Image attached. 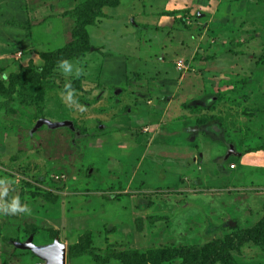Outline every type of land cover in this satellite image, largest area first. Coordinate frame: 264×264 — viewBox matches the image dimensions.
<instances>
[{"label":"rangeland","instance_id":"1","mask_svg":"<svg viewBox=\"0 0 264 264\" xmlns=\"http://www.w3.org/2000/svg\"><path fill=\"white\" fill-rule=\"evenodd\" d=\"M106 1L105 17L85 25L83 41L70 14L102 0H0L6 88L14 74L60 59L59 49L86 48L84 59L55 62L44 86H32L30 106L18 87L11 107L0 108V264L42 260L7 239L29 236L37 246L58 239L67 256L72 245L102 257L148 251L154 264L152 250L243 235L264 217V154L250 153L247 168L239 165L244 153L230 156L223 165L237 169L223 176L212 168L232 142L246 152L264 146V0ZM77 78L82 89L66 88ZM211 99L214 108L203 107ZM206 118L227 146L188 139ZM41 119L62 125L38 128ZM200 152L199 163L187 164ZM14 200L29 211L6 210ZM232 254L238 264H264L260 246Z\"/></svg>","mask_w":264,"mask_h":264},{"label":"trees","instance_id":"2","mask_svg":"<svg viewBox=\"0 0 264 264\" xmlns=\"http://www.w3.org/2000/svg\"><path fill=\"white\" fill-rule=\"evenodd\" d=\"M111 4H108L106 0H102L101 4L91 5V4H80L78 10L73 11L70 16L75 18V37L80 38L83 41L82 34L85 33L84 27L85 25H94L98 18H104L105 13L103 11L104 7H108ZM90 11V13H89ZM167 15H174L175 12H166ZM85 15V17L83 16ZM183 17V16H182ZM183 19V18H182ZM80 45V44H79ZM85 44H81V48L79 50L70 48H63L58 50V55H60V59H56L55 61L47 59L46 65L41 69V72L37 70H33L31 68H26L16 74H14L10 80L9 87L4 86V84L0 83V93L5 99L3 102H0V108L9 109L11 107V101L15 90L20 88V91L23 92V100L26 106H30L33 98V88L43 87L46 81V77L52 72L53 67L55 66V62H63L66 63L67 60L70 59H83L85 56ZM47 87L53 89L55 86L53 82L51 84L46 83ZM66 88H69L73 91H78L81 89V81L79 78L73 80L72 82L66 83ZM6 89V90H5ZM43 90V88H42ZM43 92V91H42ZM41 93V92H40ZM43 94H40L39 97H42ZM210 104L208 106L210 109L214 108L216 104V100H210ZM193 107L199 108L198 105H194ZM208 118L203 119L201 122H207ZM200 122V123H201ZM221 123V122H220ZM256 149V150H255ZM264 151V146H256V148H248L249 151ZM143 172V170H142ZM147 178L150 177V174L146 175ZM124 178H126L124 176ZM141 178L142 175H141ZM138 178L137 183L139 184V188H144L146 179ZM127 179V178H126ZM150 180V179H149ZM123 182V181H122ZM138 188V187H136ZM147 205V204H146ZM143 207L144 205H140ZM139 207V205H138ZM148 207H151L150 204ZM159 216H153L152 220H157ZM168 217V216H165ZM165 217L160 218L161 221L166 220ZM261 223H259L256 227L246 230L243 235H237L235 233H229L225 236L224 239H215L211 242L203 245V246H170L168 248H163L159 251L152 250L151 255L153 258L154 264H167L169 262H178V264H238L237 260L234 258L233 252L241 251L242 247L248 244H253L255 246H260L264 248V217L261 219ZM166 222V221H165ZM12 242H19L14 238H7ZM180 245V244H179ZM129 252V251H128ZM127 251L124 252H107L103 257L97 254L90 253L89 246L86 249L79 248L77 245H72L69 248V253L67 256V260H77L82 257H92L95 259L96 264H106L110 261L111 258H116L120 260L124 264H147L149 262V252L147 253L140 252L138 255V251H131L129 254ZM32 254V252H29ZM67 264V261H66Z\"/></svg>","mask_w":264,"mask_h":264},{"label":"crops","instance_id":"3","mask_svg":"<svg viewBox=\"0 0 264 264\" xmlns=\"http://www.w3.org/2000/svg\"><path fill=\"white\" fill-rule=\"evenodd\" d=\"M84 59V58H83ZM81 89H82V86H81ZM115 89V88H114ZM96 101V100H95ZM199 105V104H198ZM218 121H219V118L217 119ZM220 122V121H219ZM217 123H214L212 126L211 125H209L208 124V122H204V123H198V126H200L201 128L199 129V130H197V133H195L196 135L195 136H193L192 138H188V139H191V141H194V140H198L197 138L200 136V135H202V136H204V137H206L207 139H215V141L214 142H224L223 141V139H226V137H225V135H224V132H220V130L217 128ZM166 130H167V127L165 128V131H163V133H162V137L164 138V139H166ZM189 132V134H190V131H188ZM107 134H109V133H107ZM107 134H106V136H107ZM113 132L111 133V135L113 136ZM188 134V135H189ZM187 135V136H188ZM161 137V138H162ZM107 139H109V138H107ZM108 141H110V139L108 140ZM108 143V145H107V149L108 148H110L109 147V142H107ZM151 144H152V141H151ZM150 145V144H149ZM222 146L223 147H225V146H227V143H223L222 144ZM139 147H141V144H138L136 147H135V149H137V148H139ZM164 147V146H163ZM195 148H196V150L195 151H197L198 150V148H200V150L202 149V147H200L199 145L198 146H195ZM161 149H162V147H161ZM106 150V149H105ZM228 151H227V153H226V155L225 156H217V157H215L214 156V160H213V164H212V168H213V170H214V172H215V174H217V173H220V175L221 176H223V175H226V171H227V169L228 170H236L237 169V165L234 163V162H232V161H230L229 162V164H228V168L225 166V165H223L225 162L224 161H226V160H229L230 159V156H232V155H234V156H240V155H242L243 153V156H242V159H240V162H239V165L240 164H242V167H244V168H247V166L248 165H250L249 163L251 162V158L249 157V154L250 153H258V154H264V151H262V150H258V151H249V152H246V151H239L238 150V148H236V145H235V143H230L229 144V149H227ZM194 152V151H193ZM193 152H191L192 154H193ZM190 153V154H191ZM197 153V152H196ZM200 155H198V158L195 160V157L194 156H191V157H193L192 158V161L191 162H188L190 159H191V157L189 158V159H187V164H196V163H199V156L201 157V155H202V153L200 152L199 153ZM225 157V158H224ZM202 158H203V156H202ZM206 158V157H205ZM248 159V160H247ZM143 159L142 158H138L136 161H137V165H138V167H141L142 165H143V163H140L141 161H142ZM219 160H222L221 162H219ZM140 163V164H139ZM148 163H150V162H148ZM147 165H149V166H151V164H147ZM118 167H120V166H118ZM212 168H211V170H212ZM217 168L218 169H220V170H217ZM134 174V173H133ZM179 190V189H178ZM178 190H176L177 192H179ZM215 190H227V191H230L229 190V188L227 187V186H225V187H220V188H218V189H214V188H212V191H215ZM236 190H238L239 192H241V191H244V190H246V189H241L240 187H237V189ZM180 193V192H179ZM171 215V214H170ZM235 223H233V222H230V225H229V227L231 228V227H235ZM31 236H29V238H30ZM28 240V239H27ZM34 240V237H32V241ZM20 242V241H19ZM15 245V244H14ZM37 246V245H36ZM41 246H43V245H41ZM31 254V253H30ZM32 255V257L31 258H35L36 257V255L35 254H31ZM41 259V258H40ZM37 261L38 260H36V262L35 263H37ZM35 263H33V264H35Z\"/></svg>","mask_w":264,"mask_h":264},{"label":"water","instance_id":"4","mask_svg":"<svg viewBox=\"0 0 264 264\" xmlns=\"http://www.w3.org/2000/svg\"><path fill=\"white\" fill-rule=\"evenodd\" d=\"M43 125L55 128L62 125V123H53L47 119L39 120L37 127H42ZM17 245L23 248L31 249L36 256L46 261L45 264H66V246L59 243L58 239H56L54 243L47 246H36L32 243V237H30L25 243H17Z\"/></svg>","mask_w":264,"mask_h":264},{"label":"clouds","instance_id":"5","mask_svg":"<svg viewBox=\"0 0 264 264\" xmlns=\"http://www.w3.org/2000/svg\"><path fill=\"white\" fill-rule=\"evenodd\" d=\"M62 64H63V62H62ZM63 66H65L67 68H70V65H63ZM67 99L69 101H72L73 100V97H72V94L71 93H69V95L67 96ZM6 210L11 211L12 213H15V212H18V211H29V209L26 206H23L22 207L20 205L19 200H14L11 203V205L6 208Z\"/></svg>","mask_w":264,"mask_h":264},{"label":"flooded vegetation","instance_id":"6","mask_svg":"<svg viewBox=\"0 0 264 264\" xmlns=\"http://www.w3.org/2000/svg\"><path fill=\"white\" fill-rule=\"evenodd\" d=\"M17 243H23V242H17ZM42 260H38L37 263L38 264H44L46 262L45 260H43V261ZM66 261H67V256H66ZM37 263H35V264H37Z\"/></svg>","mask_w":264,"mask_h":264},{"label":"built area","instance_id":"7","mask_svg":"<svg viewBox=\"0 0 264 264\" xmlns=\"http://www.w3.org/2000/svg\"><path fill=\"white\" fill-rule=\"evenodd\" d=\"M179 67H181V66H179Z\"/></svg>","mask_w":264,"mask_h":264},{"label":"bare ground","instance_id":"8","mask_svg":"<svg viewBox=\"0 0 264 264\" xmlns=\"http://www.w3.org/2000/svg\"><path fill=\"white\" fill-rule=\"evenodd\" d=\"M239 156V155H238Z\"/></svg>","mask_w":264,"mask_h":264}]
</instances>
